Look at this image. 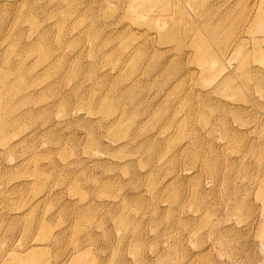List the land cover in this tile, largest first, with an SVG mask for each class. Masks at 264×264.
Here are the masks:
<instances>
[{
    "label": "rangeland",
    "instance_id": "rangeland-1",
    "mask_svg": "<svg viewBox=\"0 0 264 264\" xmlns=\"http://www.w3.org/2000/svg\"><path fill=\"white\" fill-rule=\"evenodd\" d=\"M0 264H264V0H0Z\"/></svg>",
    "mask_w": 264,
    "mask_h": 264
}]
</instances>
